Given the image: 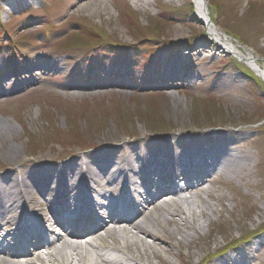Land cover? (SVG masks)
Here are the masks:
<instances>
[{"label":"rangeland","instance_id":"374dc122","mask_svg":"<svg viewBox=\"0 0 264 264\" xmlns=\"http://www.w3.org/2000/svg\"><path fill=\"white\" fill-rule=\"evenodd\" d=\"M91 1L17 6L0 0V121L8 126L0 137V177L13 166L20 179L23 163L40 160L58 169L107 144L246 131L251 168L226 175L229 182L214 175L209 194L195 196L197 214L210 204L220 215L182 250V260L172 261L199 264L245 249L247 264H264V245L246 252L250 242L264 239V81L242 60L216 50L214 42H224L209 35L192 0H148V7L140 0H97V13L87 10ZM205 3L221 33L264 64V0ZM119 83L126 89L111 87ZM69 85L99 89L85 94ZM156 85H166L165 94ZM13 148L17 160L7 163ZM149 212L162 220L161 208ZM115 241L102 233L85 249Z\"/></svg>","mask_w":264,"mask_h":264},{"label":"bare ground","instance_id":"6f19581e","mask_svg":"<svg viewBox=\"0 0 264 264\" xmlns=\"http://www.w3.org/2000/svg\"><path fill=\"white\" fill-rule=\"evenodd\" d=\"M6 1L17 6L29 3V0ZM140 1L145 7L150 6L148 0ZM167 1L175 0H162V3ZM91 2L87 10L97 13L101 4L97 0ZM196 4L209 35L215 41L224 42L223 45L214 42L216 50L231 53L264 80V64L239 47L232 37L221 33L211 19L205 0H196ZM116 85L126 89L122 83L111 87ZM156 86L162 90L158 93L165 94L166 85ZM67 87L85 94L99 89L89 85ZM82 96L85 97L84 94ZM232 103L237 104L235 100ZM5 127L8 126L0 121V137ZM246 137V131L238 135L225 129L212 133L180 134L171 139L148 138L142 142L107 144L97 153L70 158V162L58 169L42 160L23 163L25 174L20 179L15 176L17 170L9 166V172L0 177V215H16L17 218L10 222L0 216V232L4 227L10 229L6 237L0 233V264H153L151 259L156 260V264H173L175 258L182 260V250H190L201 233L210 228L220 215L210 204L197 214L195 196L205 192L209 194L207 185L213 182L214 175L222 178L223 182H229L226 175H242L251 168L253 157L247 152V146L253 142ZM11 150L5 153L7 163L17 160L15 148ZM102 183H105V189ZM179 183L186 186L184 191H181ZM164 195L171 197L166 205H172V208L167 211L165 204L158 207L163 214L160 220L149 212L151 206L148 204L158 202ZM47 197L52 200L48 201ZM218 201L225 202L224 198ZM55 204L67 217L65 224H59L57 213L52 208ZM132 207L138 210L137 214H132ZM37 216L45 223L47 231L35 226L37 221L34 217ZM91 217L100 221V226L94 235L84 238L96 243L105 233L116 239L112 246H96L91 250L69 240L83 238L95 228ZM59 225L64 227L65 237L51 242L46 233L55 235ZM172 225L175 226L173 231L168 228ZM24 231L31 236L28 243H36L34 253L27 249V241L14 238ZM137 245L141 249L137 250ZM249 245L246 252L251 253L254 249L259 252L264 239ZM133 246L136 247L134 251ZM242 250L199 264H247L251 258L246 256L245 249ZM42 252L46 253V260L40 256ZM19 256L23 263L17 261Z\"/></svg>","mask_w":264,"mask_h":264}]
</instances>
